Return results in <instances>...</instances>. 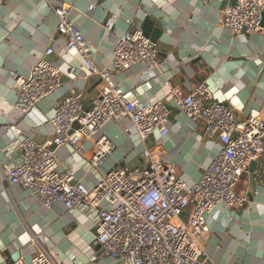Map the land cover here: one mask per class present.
Listing matches in <instances>:
<instances>
[{
	"label": "crops",
	"instance_id": "obj_1",
	"mask_svg": "<svg viewBox=\"0 0 264 264\" xmlns=\"http://www.w3.org/2000/svg\"><path fill=\"white\" fill-rule=\"evenodd\" d=\"M64 2L71 4V18L91 43L99 68L108 66L118 37L127 29L140 28L145 14L162 19L164 32L156 44L163 69L148 70L143 63H135L124 71H113L111 77L137 106L166 100L170 88L187 93L207 81L216 99L233 107L238 119L253 109H262L264 117V31L234 36L218 25L220 11L235 0H6L0 7V180L8 163L5 149L12 139L9 125L20 135L38 140L51 136L47 118L58 101L74 93L88 101L100 88V79L87 75L78 54L61 51L54 42L57 18L47 6ZM49 45L58 48L46 58L63 68L61 85L22 115L14 107L16 88L9 73L26 76ZM167 104V135L155 133L142 142L123 118L107 123L93 138L83 139V156L90 158L97 152L95 141L100 137L110 140L114 149L98 167V173L105 174L113 168L143 166L144 148L159 144L163 159L176 162L180 177L193 184L221 144L216 137L203 135L202 120L190 121L171 101ZM56 152L63 165L76 170V177L88 186L95 184L96 175L83 172L79 155L68 146ZM253 161L254 170L248 167L236 187L246 197L245 204L228 211L218 207L208 215L202 257L209 264H264V155ZM93 233V222L82 212L61 204L47 208L26 188L0 183V264L17 258L30 262L37 251L34 236L56 260L114 264L100 254Z\"/></svg>",
	"mask_w": 264,
	"mask_h": 264
},
{
	"label": "built area",
	"instance_id": "obj_2",
	"mask_svg": "<svg viewBox=\"0 0 264 264\" xmlns=\"http://www.w3.org/2000/svg\"><path fill=\"white\" fill-rule=\"evenodd\" d=\"M5 1L0 0V7ZM47 9L57 18L56 46L78 54L87 75L100 79V88L88 101L81 93L58 101L47 118L51 136L38 140L20 135L9 125L12 139L5 149L8 163L0 183L26 188L47 208L61 204L82 212L93 222V243L114 264H209L202 257L208 215L218 207L227 211L240 208L247 201L236 187L250 162L264 155L262 109L250 110L244 119H238L233 107L216 99L207 81L187 93L170 88L166 100L137 106L111 77L113 71H124L135 63L161 71L165 63L157 44L140 28L127 29L116 40L108 66L99 68L91 43L71 18V4H50ZM263 12L264 0H235L220 11L218 25L234 36L263 32ZM126 22L131 24L129 19ZM57 51L47 46L26 76L10 71L16 88L14 107L20 114L31 112L60 87L63 68L46 58ZM167 101L188 120H202L203 135L216 137L221 144L193 184L180 177L176 162L163 159L159 144L144 148L147 161L143 166L113 168L105 174L98 173V167L114 149L110 140L100 137L95 141L97 152L90 158L83 156V139L93 138L107 123L123 118L130 121L142 142L155 133L167 135ZM62 146L79 155L85 174L96 175L94 185H86L76 177L74 168L59 161L56 150ZM32 241L37 242V251L30 262L17 258L9 264H75L56 260L37 237Z\"/></svg>",
	"mask_w": 264,
	"mask_h": 264
},
{
	"label": "water",
	"instance_id": "obj_3",
	"mask_svg": "<svg viewBox=\"0 0 264 264\" xmlns=\"http://www.w3.org/2000/svg\"><path fill=\"white\" fill-rule=\"evenodd\" d=\"M261 25L264 27V12L262 13ZM140 30L144 36L156 43L163 35L164 23L162 19L159 20V18L154 14H145L140 24ZM254 168L255 162L251 161L249 164V169L253 171ZM97 247L99 248V246Z\"/></svg>",
	"mask_w": 264,
	"mask_h": 264
}]
</instances>
